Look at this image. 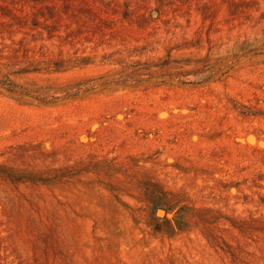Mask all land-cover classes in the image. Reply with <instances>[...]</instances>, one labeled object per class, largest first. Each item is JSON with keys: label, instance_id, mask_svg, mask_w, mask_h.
<instances>
[{"label": "rangeland", "instance_id": "rangeland-1", "mask_svg": "<svg viewBox=\"0 0 264 264\" xmlns=\"http://www.w3.org/2000/svg\"><path fill=\"white\" fill-rule=\"evenodd\" d=\"M0 264H264V0H0Z\"/></svg>", "mask_w": 264, "mask_h": 264}, {"label": "bare ground", "instance_id": "bare-ground-1", "mask_svg": "<svg viewBox=\"0 0 264 264\" xmlns=\"http://www.w3.org/2000/svg\"><path fill=\"white\" fill-rule=\"evenodd\" d=\"M135 245V244H134ZM135 247V246H134ZM136 249V248H135ZM134 251V250H133Z\"/></svg>", "mask_w": 264, "mask_h": 264}]
</instances>
